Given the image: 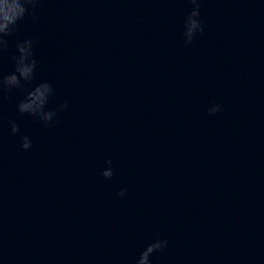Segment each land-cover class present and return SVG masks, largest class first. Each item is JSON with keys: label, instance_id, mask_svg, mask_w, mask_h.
<instances>
[{"label": "water", "instance_id": "1", "mask_svg": "<svg viewBox=\"0 0 264 264\" xmlns=\"http://www.w3.org/2000/svg\"><path fill=\"white\" fill-rule=\"evenodd\" d=\"M194 7L41 0L5 37L0 80L27 39L37 65L0 84V264H136L157 239L150 264H264V0H199L186 44ZM43 82L47 125L18 110Z\"/></svg>", "mask_w": 264, "mask_h": 264}, {"label": "clouds", "instance_id": "2", "mask_svg": "<svg viewBox=\"0 0 264 264\" xmlns=\"http://www.w3.org/2000/svg\"><path fill=\"white\" fill-rule=\"evenodd\" d=\"M195 5L191 13L185 21V37L186 44H191L194 35L197 32H202V23L199 20V0H191ZM41 0H0V51L7 48L8 41L6 36L12 34L19 26V22L24 20L27 16L37 19L36 9ZM36 42L35 38L27 39L17 44L19 52L18 57H13L15 60V73L3 77L0 84L11 89L12 87L20 88L21 80L31 82L34 71L36 69L37 61L34 59L33 45ZM18 74V75H17ZM53 95V88L48 82H43L36 86L34 90L28 92L26 98L18 104V110L21 113H28L38 117L46 125L56 116V110H45V105L49 97ZM61 109L67 107L66 104L60 106ZM220 111V106L216 105L209 109V114H215ZM11 131L16 134L20 131L19 126L14 121H9ZM22 148L25 150L31 147V140L28 136H24ZM111 165L112 161H106ZM105 178H111L113 171L111 168L105 169L102 172ZM126 189H121L119 196H124ZM168 246V241L165 239H157L146 246L144 251L140 254L136 264H150V256L156 251H163Z\"/></svg>", "mask_w": 264, "mask_h": 264}]
</instances>
